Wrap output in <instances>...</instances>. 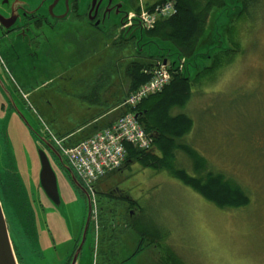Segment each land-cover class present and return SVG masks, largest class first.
Returning <instances> with one entry per match:
<instances>
[{"label":"rangeland","instance_id":"1","mask_svg":"<svg viewBox=\"0 0 264 264\" xmlns=\"http://www.w3.org/2000/svg\"><path fill=\"white\" fill-rule=\"evenodd\" d=\"M116 1L124 3V11L134 16L141 7L148 9L147 1L160 0ZM237 1L245 6L246 0ZM250 3L247 12L222 28L227 51H206L200 56L199 71L191 70L196 72L191 80L190 100L183 109L171 111L173 115L186 113L193 119V129L184 143L206 159L209 170L239 184L250 198L249 204L240 209H220L169 172L131 161L95 185L97 199L120 185L127 202L117 198L118 193L111 200L101 198L103 208L97 202L93 227L82 250L84 264H94L96 260L99 264H171L176 260L185 264H264V0ZM225 7L215 6L209 12L196 51L214 45L216 20ZM121 22L122 16L112 14L104 27H94L95 43L90 50L84 47L89 51L73 53L69 44L74 40L67 32L64 51L54 52L58 53V62L53 55L43 54L41 63L33 59L23 70L8 63L1 68L2 75L10 77V83L22 91L25 100L11 94V107L8 97L0 93V105L10 106L3 113L0 106V181L8 185L10 171H16L22 189L19 193H5L0 188L18 264H65L88 216L85 198L63 169L53 167L61 206H54L42 192L37 150L43 144L32 130L47 139L50 132L66 144L69 137L75 142L86 139L73 132L97 112L111 107L113 120L119 118V104L132 93L126 72L131 63L160 62V57L137 53L138 38L122 39ZM56 24L54 32L47 29V36L65 30L75 33L86 25L72 16ZM88 28L93 30L88 26L85 30ZM113 33L118 38L106 46L101 35ZM46 64L47 68L42 69ZM70 77L75 80L70 81ZM45 81H49V87L40 88ZM0 88L10 92L3 80ZM151 151L160 155L154 145ZM175 165L194 176V163L187 155L178 152ZM16 201L26 203L28 209H19ZM132 202L136 203L135 213L128 208ZM28 211L30 220L26 217ZM139 219L153 221L158 240L142 239L133 225ZM168 253H173L172 259ZM108 255L109 261L104 258Z\"/></svg>","mask_w":264,"mask_h":264},{"label":"trees","instance_id":"2","mask_svg":"<svg viewBox=\"0 0 264 264\" xmlns=\"http://www.w3.org/2000/svg\"><path fill=\"white\" fill-rule=\"evenodd\" d=\"M166 1L169 0H160L156 4ZM172 1L177 6V13L172 17L160 19L154 29L147 31L146 34L151 38H158L164 42L168 41L174 44L181 56L190 59L195 54L198 41L205 31L204 29L209 12L215 6L221 8L224 7L225 4L223 0H204L203 3H201L202 1L200 0ZM250 2H253V0H246L245 6L243 5V10L240 14L245 11L247 12V8L249 9V5L252 4ZM147 7L151 9L153 5H147ZM217 52H224V50H218L216 53ZM223 54H227V52ZM222 56L221 54L217 57L214 68L219 64ZM157 59L163 61L168 58L164 56ZM154 67L155 65L153 63H142L140 61L131 63L126 71L131 82L130 92L135 91L151 79V72ZM205 73L208 72L206 71ZM205 73L203 75H205ZM191 92V80L184 78L183 73L177 71L173 72L170 84L166 86L161 93L147 98L135 109L128 107L120 108L119 118L130 112L140 114L139 123L147 134L153 135L154 147L160 152V155H158L152 151L137 150L132 146H127L128 155L124 165L131 161H138L145 167L167 171L184 185L190 187L193 191L197 192L220 209L243 208L247 206L250 201V198L243 188L233 180L226 178L224 174L216 173L212 169L209 170V168H207L206 159L184 143V138L190 134L193 129V119L186 113L181 112L173 115L171 111L176 107L183 109L191 98ZM123 102L124 100L119 104V107ZM70 138L71 137L67 139L66 137L64 138L67 140V144L65 143L66 145L73 146L77 144L78 141L75 142ZM81 138L83 139L84 136H81ZM70 141L75 143H70ZM50 142L54 145L52 140ZM178 152L187 155V157L193 161L195 168L194 176L189 175L186 169L176 167L175 163L178 159ZM54 160L59 164L56 158H54ZM121 199L127 202L125 197ZM135 204L136 203L132 202L130 205L135 207ZM133 225L136 226L142 239L148 237L151 240H158L157 237H159V233L153 221L147 222L146 220L139 219V221H134ZM160 237L161 239L163 238V236ZM164 250L168 252L166 249ZM172 255L173 253H168L167 257L172 259ZM171 264L185 263H178L176 260V262Z\"/></svg>","mask_w":264,"mask_h":264},{"label":"flooded vegetation","instance_id":"3","mask_svg":"<svg viewBox=\"0 0 264 264\" xmlns=\"http://www.w3.org/2000/svg\"><path fill=\"white\" fill-rule=\"evenodd\" d=\"M29 0H0V78L4 81L6 85H9L11 94H14L16 98L19 99V97L23 99V94L21 90H18L17 88H14L13 85L10 83V77L4 76L1 73V68L8 65L12 67L25 69L28 67L30 62L34 59L37 60L39 63L42 62V56H50L54 57V61L58 62L57 55L54 53L55 50V38H56V32L55 34H52V36H47L46 31L50 28L52 32H54L55 24L58 20H55V16H50L48 10L44 9L45 4H37L36 7H39L40 9L35 13H31L28 11L27 5H29ZM103 4V3H102ZM107 3H104L105 7H101L97 12V18L94 21H91L89 19V12L92 8V2L90 1L88 5L84 8H80L79 0H73L72 4L70 5V13L69 16L76 17L78 21L83 25L86 24L88 27H97L95 26V22L97 20H103L104 15L106 14V6ZM54 14L57 15L59 13L54 11ZM94 14V11L93 13ZM57 25V24H56ZM86 25H83V35L84 36H91L92 30L88 28V30H85ZM53 65V64H52ZM47 68V64L42 68ZM41 69V70H42ZM58 69V68H57ZM63 75V74H62ZM63 76H59L61 79ZM75 79L70 77V81H74ZM40 82V80H38ZM49 81H45L40 85V88L44 87L47 89L49 87ZM34 89H32L31 92H33ZM1 95L5 98V93H3V90L0 88ZM10 106L12 107V104L9 102ZM2 113L4 109H9L8 105L5 103H2L1 105ZM13 109V108H12ZM15 112V110H14ZM17 115V114H16ZM18 116V115H17ZM33 133V132H32ZM34 135V133H33ZM35 136V135H34ZM47 139V138H46ZM40 143H42L39 140ZM49 142V141H48ZM50 143V142H49ZM51 144V143H50ZM43 149L47 148L43 144ZM52 157V156H51ZM51 164L53 167H55L58 171H62V168L59 166L56 160L54 158H50ZM12 173V174H11ZM11 180L10 183L7 185L5 181L2 183L0 181V188L4 192H12L15 190L16 193L21 192V188L19 185V174L16 171H10ZM70 180V179H69ZM71 181V180H70ZM7 185V187H6ZM79 193L82 194V196L85 198V201L88 205V214L90 212V224L89 228L87 230V233L85 237L83 238L84 234V227L80 230V233L76 240L74 241V246L71 252V255L66 259L65 264H79L83 261L82 257L84 256L82 253V250L87 242L89 232L91 230V224H92V215L94 212V209L97 207V202H99L100 208H103V201H101V198L103 197H111L110 200L113 198L114 194L118 193L117 198H123L125 195V191L120 187V185H116L115 187H111L108 190V193L105 192L103 196H99L97 199V192L93 194L88 189L80 185L77 188ZM27 191V190H26ZM5 192V193H6ZM103 191H100L102 193ZM29 194V192H27ZM14 198L16 199L15 194H13ZM34 198V197H32ZM115 198V197H114ZM25 201V200H24ZM19 209H23V207L27 208L28 206L26 203H23V205H20L18 201H16ZM39 206V204H38ZM130 207V212L134 211L136 212V206ZM28 209V208H27ZM132 213V215H134ZM31 213L27 212V220L31 219ZM90 249V247H89ZM138 251V250H137ZM82 256V257H81ZM95 256H97L95 254ZM108 261L110 260V256L107 257ZM93 264V263H92ZM94 264H99L98 260L94 262Z\"/></svg>","mask_w":264,"mask_h":264},{"label":"water","instance_id":"4","mask_svg":"<svg viewBox=\"0 0 264 264\" xmlns=\"http://www.w3.org/2000/svg\"><path fill=\"white\" fill-rule=\"evenodd\" d=\"M92 2V8L89 12V19L94 21L97 18V12L101 7H105L104 3H107L106 6V14L104 15V19L97 20L95 22V26L100 29L104 27L107 20L111 17L112 14H117L122 16L121 28H123V40H132L133 38H138L137 42V53L138 54H147L150 58L154 57H164L166 56L169 60H171V66L174 72L181 71L183 73L184 78L192 80L195 72L200 68V56L205 54L206 51H218V50H226V44L222 34V28L225 25H228L231 19L235 18L239 15L243 10V5H241L237 0H223L226 7L221 11L218 15V19L216 20V28L214 31V40L215 43L205 51L198 50L193 55L192 58L186 59L185 57L179 54L177 48L170 42H163L158 38L147 39L146 30L140 19L134 17L131 12L124 11V3L116 0H79L80 8H85L89 2ZM29 5H27L28 11L31 13H35L39 10H48L50 16H55V20L67 19L70 13V5L73 0H29ZM103 3V4H102ZM37 4H45L44 9H40L36 7ZM228 9L229 10L228 12ZM56 10L57 15L54 14ZM94 11V14H92ZM221 24V26H219ZM161 45V46H158ZM169 45V46H168ZM154 47L156 50L153 51ZM212 52V53H213ZM211 56V55H210ZM209 56V57H210ZM174 57V59H170ZM168 59H165L167 62ZM213 64L209 65L208 68H211ZM196 70L194 73L191 70ZM199 71V70H198ZM197 71V72H198ZM0 82H2L0 78ZM5 95L8 99H11V92H7L3 89ZM11 101V100H10ZM11 104L14 106L13 102ZM17 109V108H15ZM18 110V109H17ZM140 114H136L135 118L139 119ZM27 125H29L27 123ZM32 130V129H31ZM32 132L39 138L42 144L45 145L46 149L39 148L37 150L39 162H40V173H39V184L42 189V192L46 196V198L56 207L61 206V194L59 191L57 174L51 164L50 158H56L63 168L64 173L71 179L72 182L75 183L77 187L80 186L78 179L73 173L72 169L69 167L65 159L61 156V154L47 141L46 138L40 136L38 133L32 130ZM90 212L87 216L86 223L84 225V234L85 237L87 230L90 224ZM0 264H18V258L15 252V248L13 242L11 241V237L9 234V229L7 225V221L2 208V201L0 198Z\"/></svg>","mask_w":264,"mask_h":264},{"label":"built area","instance_id":"5","mask_svg":"<svg viewBox=\"0 0 264 264\" xmlns=\"http://www.w3.org/2000/svg\"><path fill=\"white\" fill-rule=\"evenodd\" d=\"M176 13V4L166 1L151 9L141 7L134 17L141 20L146 30H152L160 19L172 17ZM151 73V79L133 91L122 107L135 109L150 96L161 93L173 77L170 65L163 62H159ZM49 136L81 183L93 194L94 186L100 179L125 163L127 146L150 151L154 145L153 137L145 132L133 112L123 115L111 126L73 146L66 145L64 140L57 139L50 132Z\"/></svg>","mask_w":264,"mask_h":264},{"label":"crops","instance_id":"6","mask_svg":"<svg viewBox=\"0 0 264 264\" xmlns=\"http://www.w3.org/2000/svg\"><path fill=\"white\" fill-rule=\"evenodd\" d=\"M155 3H157V2L156 1H147V4H150V5H153ZM91 28L93 29V27H91ZM92 31L93 32L91 33L92 34L91 36H88V35L84 36L83 30L82 31L76 30L75 33L72 30H70V31L65 30L62 32L61 31L56 32V38H55L56 52L60 49H62L60 51H64L63 41H66L67 32H68L70 39L74 40L71 45L68 43L70 46V49H73V53L77 54V53H81L82 51H85V50L89 51L90 50L89 48H91L93 46V44L95 43L94 29ZM120 34L122 36L121 32H120ZM61 35L63 37H61ZM117 38H118V35H116L114 33L112 35L109 34L106 36L101 35V40L104 39L103 43H106V46H110V44H111L110 41H112V39L115 40ZM108 39H109V41H107ZM117 42H119V41H117ZM84 47L88 48L89 50H87ZM90 52H92V51H90ZM57 55H58V53H57ZM57 60H58V58H57ZM111 113H112L111 107L107 108L106 110L97 112L92 119H90L86 123L82 124V126H80L77 130H75L73 132V134H76V133L81 134L84 137L88 138V137L92 136L94 133H96V132H98V131L106 128V127H109L114 122ZM113 225H115L114 222H113ZM108 256H105L104 258L107 259ZM105 259L102 261L106 263L107 261ZM79 264H84V261H82Z\"/></svg>","mask_w":264,"mask_h":264},{"label":"bare ground","instance_id":"7","mask_svg":"<svg viewBox=\"0 0 264 264\" xmlns=\"http://www.w3.org/2000/svg\"><path fill=\"white\" fill-rule=\"evenodd\" d=\"M131 255V254H130Z\"/></svg>","mask_w":264,"mask_h":264}]
</instances>
